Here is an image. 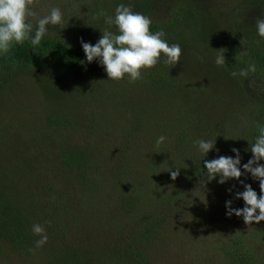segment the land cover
<instances>
[{"label":"trees","instance_id":"1","mask_svg":"<svg viewBox=\"0 0 264 264\" xmlns=\"http://www.w3.org/2000/svg\"><path fill=\"white\" fill-rule=\"evenodd\" d=\"M54 5L39 17L28 3L0 0V87L20 71L42 70L40 95L46 123L61 138L59 163L73 171L81 198L95 186L101 196L90 200L97 240L87 259L57 242H41L48 259L40 264H155L154 247L173 239L182 221L206 217L200 209L221 186L219 176L231 181L233 191L240 186L246 202L253 194L264 195L258 180L244 184L245 169L264 174L255 160L264 156V0H244L236 11L223 12L222 21L215 10L201 12L193 0H173L165 6L164 21L145 22L142 17L166 0H61ZM125 20L132 24L127 30L119 24ZM173 45L193 47L190 52L202 58L197 68L214 76L202 82L171 78V69L161 62ZM131 77L132 103L126 105L120 81ZM218 89L229 109L223 118L209 119L205 105L220 104ZM92 99L100 104L90 106ZM120 111L131 115L123 129L117 124ZM233 121L239 131L231 135ZM114 132L119 139L111 144ZM187 160L194 169H185ZM206 180L212 185L204 193L200 187ZM193 194L205 200L197 205ZM57 204L50 205L55 212ZM22 207L0 185V244L30 253L29 215ZM242 209L229 210L221 237L210 241L212 251L197 250L195 262L264 264V214L258 211L254 220ZM61 217L59 211L56 219Z\"/></svg>","mask_w":264,"mask_h":264},{"label":"rangeland","instance_id":"2","mask_svg":"<svg viewBox=\"0 0 264 264\" xmlns=\"http://www.w3.org/2000/svg\"><path fill=\"white\" fill-rule=\"evenodd\" d=\"M60 1L13 0L17 6L22 3H28L30 12L38 13L39 17L46 15L50 8H56L54 4ZM243 1L193 0L198 7H201V12L215 10L219 19L222 18L223 12L236 11V8H239ZM171 2L173 0H166V5L154 7L152 15H144L142 21L153 19L164 21L167 18L165 6L170 5ZM205 18V21L208 20L207 16ZM129 22L127 20L122 21L119 23L120 27L127 30L132 25L128 24ZM221 31L226 32L225 27H221ZM61 36L66 37L65 34H61ZM217 40H221V37L218 36ZM171 47V49L169 48L164 52L161 62L162 64L166 63L171 69V78H175L176 81L184 77L189 79L198 78L202 82L204 80L209 81V77L214 76L212 73L207 74L197 68V63L202 58L199 59V56H201L199 52H190L193 47L187 45H173ZM43 77L42 70H36L35 72L20 71L13 74L11 79L5 80L3 86L0 87V185L7 192H11L16 199H19L23 205L22 209L28 213L29 233L31 242L33 241L30 253L23 251V249L13 248V250H8L9 246L0 244V264L45 263L48 258L46 253L44 255L41 254L43 251L41 242H52L56 245L58 243L61 249L77 250V253L81 257L85 256L86 259L91 253V248L96 246L97 239L92 226V222L95 223V219L88 211H91L90 208L93 206L90 200L94 196L100 195V191L97 186L92 188L88 194L84 190L83 198H81V195L79 196L78 192L75 191L80 183L78 184L75 180L73 171L59 163L57 148L61 138L59 139V137L55 136L46 123V111L43 108L44 102L41 100L40 95V89L42 84H44ZM136 77L139 76L136 75ZM121 80L123 82L120 81V84H124L120 86L123 93V99H120L121 101L124 100L126 105H129L132 102H128V91L134 87L133 78ZM108 82L112 81L108 80ZM211 84L215 85V83ZM214 91L220 98V104L211 103L210 105H205V107L211 113L208 114L209 119L215 117L220 119L224 117L223 111L229 109V106L224 103L225 95L221 89ZM107 94V92H104L101 95L105 96ZM97 101L98 99H92L89 101V105L92 106L93 102L97 103ZM69 102L74 104L77 101L70 98ZM65 104L68 103L65 102ZM98 104H100V101H98ZM66 107L64 106L63 108ZM73 108H76V106L73 105ZM105 110L113 112L111 106H106ZM96 114L97 112H95ZM130 116V114L123 111L118 113V129H123L126 126V121L130 119ZM209 123L211 125V122ZM236 126H238L236 121L231 122L230 126H228V132L231 135L237 134L236 131H239L235 129ZM43 134H49L50 136L46 139ZM117 135V132L111 135V144L119 139ZM255 160L258 161L261 168H264L263 155L258 154ZM185 169H194L193 163L189 160L185 161ZM244 172L249 176L244 181L245 185H251L256 180H258L257 184H264V174L257 176V172H255L253 167L245 169ZM219 177L221 186H218L216 194L213 193L212 197H206V201L208 200L209 202L207 203L208 206L200 209L201 214L206 217H203L202 220H197V222L194 221L195 223L192 220L182 221L179 225V227L182 226V230L173 233L171 237L173 239H170L167 244L161 243L154 247L149 243L154 247L152 254L156 260L155 264H207L203 261L195 262L193 256H195L197 250H200L201 253L205 252L207 247L209 251H212L210 241L221 237L222 229L230 219L228 216L230 215L229 210L239 212L240 207L246 208L247 214L252 218L256 214H264V207L259 205V201L264 203V195L255 196L253 194L251 200L246 202V199L239 195L243 191L240 186H237L235 191H233L230 189L231 181L226 180L224 182L221 176ZM42 182L45 187L52 186L50 193H47L43 188ZM211 185L212 183L206 180L200 189L205 193L207 191L205 188L210 189ZM51 197H54V199L49 204ZM193 197L196 199L197 205H200L202 200H205L201 194H193ZM55 204L59 205L58 209H60L58 212L60 211L62 216L60 219H56L58 212H55V209L50 206ZM211 205H215V207L213 208ZM232 216L236 218L233 212L231 218ZM256 222L257 224L262 223L259 220H256ZM61 224L65 225V227H62ZM262 227L264 229V226ZM238 228L241 229L240 227ZM237 231V228H233V232ZM161 232H163L162 229ZM262 250L264 251V249ZM61 251L66 252V250ZM256 251L258 252V250ZM28 258L29 262L24 261ZM81 262L83 263L85 260H81Z\"/></svg>","mask_w":264,"mask_h":264}]
</instances>
